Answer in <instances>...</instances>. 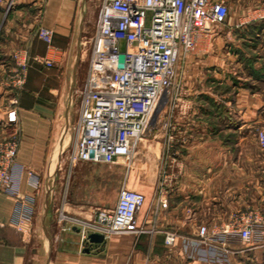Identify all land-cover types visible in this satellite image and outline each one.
Listing matches in <instances>:
<instances>
[{"label":"crops","instance_id":"1","mask_svg":"<svg viewBox=\"0 0 264 264\" xmlns=\"http://www.w3.org/2000/svg\"><path fill=\"white\" fill-rule=\"evenodd\" d=\"M20 1L29 5L25 24L13 29L16 40L9 44L5 25L0 41V121L5 118L1 82L6 79V55L23 45L28 50L19 102L23 140L12 188L0 192V264H264V234L244 242L222 233L247 213L264 217V151L257 138L264 128V0H226L230 12L224 29L201 40L185 58L173 113L179 126L174 127V145L166 150V136L172 132L163 127L162 142L155 147L163 154L164 172L131 173L138 181H147L133 185L129 173L123 182L122 161L104 173L98 168L105 164H81L83 198L77 201L68 187L58 190L55 185L44 193L41 174L42 187L31 189L25 169L37 167L48 138H57L50 118H63L64 124L72 121L65 85L68 77L78 81L79 70L89 59L81 1ZM41 28L52 32L50 43L40 37ZM45 61L53 67H46ZM213 119L223 127H211ZM114 178L121 189L144 194L137 214L144 232L84 243L77 229L67 230L60 223V213L92 222L100 211L114 209L117 204L101 208L84 199L88 190L101 189L99 181ZM16 195L33 201V217L24 224L32 232L29 238L17 230ZM202 227L207 229L206 238L200 236ZM168 233L176 235L173 246L166 245Z\"/></svg>","mask_w":264,"mask_h":264},{"label":"built area","instance_id":"2","mask_svg":"<svg viewBox=\"0 0 264 264\" xmlns=\"http://www.w3.org/2000/svg\"><path fill=\"white\" fill-rule=\"evenodd\" d=\"M229 12L226 0H102L95 33L89 41L85 79L76 92L77 121L71 126L73 141L66 158L70 167L86 163L113 166L122 160L129 161L159 105L172 96L177 100L185 58L201 40L226 23ZM39 34L44 42H51L50 30L41 28ZM120 55L125 56L122 69ZM13 59L12 75L1 82L6 101L5 118L0 121V192L12 188L21 143L19 102L27 79V48L16 51ZM44 64L53 67L50 61ZM174 127H166L167 133L169 128L172 132L166 136L167 151L175 142ZM257 138L264 151V129ZM27 185L39 190L40 174L28 171ZM15 198L17 230L29 238L32 232L24 224L33 217V201L20 195ZM144 203L143 193L122 188L115 208L100 211L92 222L63 213L59 221L67 225V230L77 229L84 243L92 233L105 239L116 234L139 235L144 230L138 227L137 214ZM162 205L166 203L162 201ZM263 224L260 213H247L222 229V233L236 234L242 241L250 242L258 236ZM207 235V229L202 227L200 236ZM175 240L174 233L166 235V245L173 246Z\"/></svg>","mask_w":264,"mask_h":264},{"label":"rangeland","instance_id":"3","mask_svg":"<svg viewBox=\"0 0 264 264\" xmlns=\"http://www.w3.org/2000/svg\"><path fill=\"white\" fill-rule=\"evenodd\" d=\"M79 14L82 16L83 24L85 27V32L82 35L84 42L88 43L85 45L86 58L89 55V41L95 33V23L99 10L102 4V0H80ZM29 5L21 3L20 0H0V41L3 39L5 34L6 25V44L15 41L16 37L14 35V30H16L21 25L25 24L26 14L29 12ZM23 13V14H22ZM3 18V19H2ZM8 28V30H7ZM11 29V31L9 30ZM14 29V30H13ZM224 26L217 28L218 30H223ZM2 38V39H1ZM21 43V41H20ZM22 47H15L6 55V79H9L11 74V69L15 67V62L13 55L16 51L20 50ZM27 48V47H25ZM121 49H124V44L121 45ZM86 65V67H85ZM88 62H84L83 67L79 70L80 75H78V81H72L71 77H68V82L65 85L64 95L69 101V110L71 115V122L69 120L68 124H64V119L59 118L57 121L54 118H50V127H57L56 139L48 138L47 145L44 148L43 156H38L41 158L38 160L37 167L35 165L28 166L25 169V176H27L28 171L36 172L44 177V193L52 187L57 185L58 190L62 188L66 190L68 187L69 195L77 201L81 199L82 188L80 186V174L84 171L78 165L75 168L70 167L66 158L69 155V149L71 148L73 141V132L71 126L77 121L76 108H77V91L83 85L85 79V74L87 71ZM85 67V68H84ZM183 82V81H182ZM46 91L49 88L45 89ZM176 93V92H175ZM174 93V94H175ZM174 96L170 101H164L157 108L154 116L152 117L151 123L145 135L138 141L133 149L132 156L129 161L122 160L123 165H121V171H123V182L126 178V174L129 173L130 182L133 185L138 183L147 184V181H138L135 175L131 176L134 172H153L157 176L161 175L165 170V163L163 161V154L159 152L157 142L162 140L163 127H169V125L179 127L178 122L173 119V113H175V104L177 103ZM179 97V96H178ZM171 112V114H170ZM54 120V121H53ZM211 127H223L219 125L218 122L212 120ZM264 129V128H263ZM262 130V129H260ZM259 130V131H260ZM21 135L20 141L23 140V130L20 127ZM258 131V132H259ZM257 132V134H258ZM0 133L1 129H0ZM53 135V133H50ZM1 136V135H0ZM7 136V135H6ZM162 142V141H161ZM20 143V145H21ZM34 159V156L32 160ZM98 172H108L111 168L105 165H99ZM71 175V179L68 176ZM61 186H60V184ZM69 183V186H67ZM102 184L101 189H92L86 192V197L84 199L88 200L92 206H97L101 208H113L118 201L119 194L121 191V185L119 184L118 178L108 179L104 181H99ZM97 183V184H99ZM123 188V187H122ZM129 190H135L134 188H127ZM83 198V197H82ZM258 236H262L261 231L264 232V226L258 229ZM234 236L238 237L236 234Z\"/></svg>","mask_w":264,"mask_h":264},{"label":"water","instance_id":"4","mask_svg":"<svg viewBox=\"0 0 264 264\" xmlns=\"http://www.w3.org/2000/svg\"><path fill=\"white\" fill-rule=\"evenodd\" d=\"M119 60H120L119 68L122 69L124 67L125 56L120 55ZM91 157H93V154H91ZM88 241L91 244H99V243H102L104 241V236H102L100 234L92 233V234H89Z\"/></svg>","mask_w":264,"mask_h":264}]
</instances>
